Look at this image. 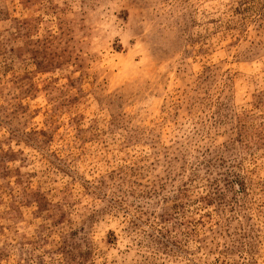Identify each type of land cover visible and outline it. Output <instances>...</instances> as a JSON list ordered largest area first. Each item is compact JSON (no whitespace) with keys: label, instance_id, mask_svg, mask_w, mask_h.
I'll return each instance as SVG.
<instances>
[{"label":"rangeland","instance_id":"1","mask_svg":"<svg viewBox=\"0 0 264 264\" xmlns=\"http://www.w3.org/2000/svg\"><path fill=\"white\" fill-rule=\"evenodd\" d=\"M0 264H264V0H0Z\"/></svg>","mask_w":264,"mask_h":264}]
</instances>
